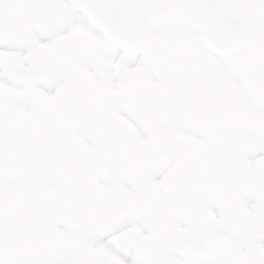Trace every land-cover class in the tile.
Wrapping results in <instances>:
<instances>
[{
    "label": "snow or ice",
    "instance_id": "1",
    "mask_svg": "<svg viewBox=\"0 0 264 264\" xmlns=\"http://www.w3.org/2000/svg\"><path fill=\"white\" fill-rule=\"evenodd\" d=\"M0 264H264V0H0Z\"/></svg>",
    "mask_w": 264,
    "mask_h": 264
}]
</instances>
